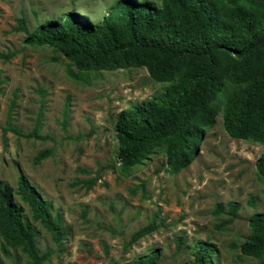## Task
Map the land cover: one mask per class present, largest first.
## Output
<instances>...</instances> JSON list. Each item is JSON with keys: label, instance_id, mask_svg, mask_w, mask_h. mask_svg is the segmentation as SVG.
<instances>
[{"label": "rangeland", "instance_id": "1", "mask_svg": "<svg viewBox=\"0 0 264 264\" xmlns=\"http://www.w3.org/2000/svg\"><path fill=\"white\" fill-rule=\"evenodd\" d=\"M116 1L0 0V52H14L0 57V182L14 189L22 175L59 215L63 235L55 243L13 193L39 252L50 253L41 264H116L152 250L154 264H188L196 242L212 248L208 264H259L238 247L249 233L248 217L264 212V183L254 166L264 144L230 137L217 116L186 166L169 171L159 150L122 171L114 118L160 94L168 83L153 80L143 67L73 78L67 70L76 69L66 58L46 44L25 43L26 33L17 29L20 18L32 32L67 12L96 22ZM34 128L48 138L24 135ZM44 149L51 154L35 162ZM228 202L238 204L235 216ZM218 203L224 208L217 209ZM0 259L30 264L18 248L0 250Z\"/></svg>", "mask_w": 264, "mask_h": 264}, {"label": "trees", "instance_id": "2", "mask_svg": "<svg viewBox=\"0 0 264 264\" xmlns=\"http://www.w3.org/2000/svg\"><path fill=\"white\" fill-rule=\"evenodd\" d=\"M17 29L26 33L25 43L46 44L66 58L76 69L67 70L73 78L89 71L143 67L153 80L168 83L160 94L114 118L116 161L122 171L159 150L169 171L186 166L201 134L217 116L230 137L264 144V0H118L96 22L67 12L32 32L20 18ZM13 54L0 52V57ZM36 129L24 135L48 138ZM50 154L44 149L33 159L39 162ZM254 166L264 183V152ZM13 193L55 243L63 235L59 215L22 175L14 189L0 182V250L18 248L30 264H41L50 253L39 252L35 231ZM227 206L235 216L238 204ZM247 225L249 233L239 253L264 264V212L252 213ZM152 226L139 228L130 240ZM175 241L183 243L180 236ZM211 250L207 243L196 242L188 264H208ZM156 256L152 250L116 264H154Z\"/></svg>", "mask_w": 264, "mask_h": 264}]
</instances>
